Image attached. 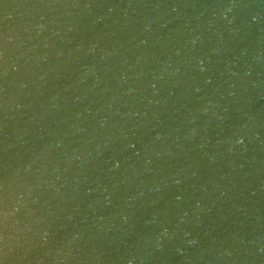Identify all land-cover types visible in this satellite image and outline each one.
<instances>
[{
    "label": "water",
    "instance_id": "water-1",
    "mask_svg": "<svg viewBox=\"0 0 264 264\" xmlns=\"http://www.w3.org/2000/svg\"><path fill=\"white\" fill-rule=\"evenodd\" d=\"M0 264H264V0H0Z\"/></svg>",
    "mask_w": 264,
    "mask_h": 264
}]
</instances>
